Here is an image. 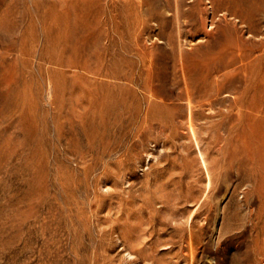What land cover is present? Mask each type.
I'll return each instance as SVG.
<instances>
[{
  "label": "rangeland",
  "instance_id": "rangeland-1",
  "mask_svg": "<svg viewBox=\"0 0 264 264\" xmlns=\"http://www.w3.org/2000/svg\"><path fill=\"white\" fill-rule=\"evenodd\" d=\"M0 264H264V0H0Z\"/></svg>",
  "mask_w": 264,
  "mask_h": 264
},
{
  "label": "bare ground",
  "instance_id": "bare-ground-1",
  "mask_svg": "<svg viewBox=\"0 0 264 264\" xmlns=\"http://www.w3.org/2000/svg\"><path fill=\"white\" fill-rule=\"evenodd\" d=\"M203 22V21H202Z\"/></svg>",
  "mask_w": 264,
  "mask_h": 264
}]
</instances>
